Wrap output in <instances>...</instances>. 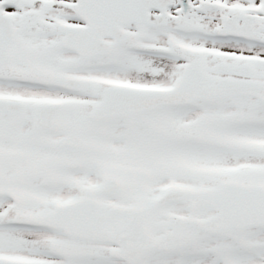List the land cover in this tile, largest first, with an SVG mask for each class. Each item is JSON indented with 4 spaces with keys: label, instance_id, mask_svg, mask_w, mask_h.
I'll return each instance as SVG.
<instances>
[{
    "label": "snow or ice",
    "instance_id": "obj_1",
    "mask_svg": "<svg viewBox=\"0 0 264 264\" xmlns=\"http://www.w3.org/2000/svg\"><path fill=\"white\" fill-rule=\"evenodd\" d=\"M0 264H264V0H0Z\"/></svg>",
    "mask_w": 264,
    "mask_h": 264
}]
</instances>
